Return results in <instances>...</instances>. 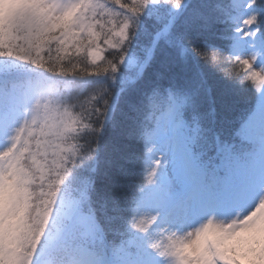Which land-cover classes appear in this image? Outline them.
Listing matches in <instances>:
<instances>
[{
	"label": "snow or ice",
	"instance_id": "snow-or-ice-1",
	"mask_svg": "<svg viewBox=\"0 0 264 264\" xmlns=\"http://www.w3.org/2000/svg\"><path fill=\"white\" fill-rule=\"evenodd\" d=\"M0 264H264V0H0Z\"/></svg>",
	"mask_w": 264,
	"mask_h": 264
},
{
	"label": "trees",
	"instance_id": "trees-1",
	"mask_svg": "<svg viewBox=\"0 0 264 264\" xmlns=\"http://www.w3.org/2000/svg\"><path fill=\"white\" fill-rule=\"evenodd\" d=\"M104 55L107 56V52H105Z\"/></svg>",
	"mask_w": 264,
	"mask_h": 264
},
{
	"label": "rangeland",
	"instance_id": "rangeland-1",
	"mask_svg": "<svg viewBox=\"0 0 264 264\" xmlns=\"http://www.w3.org/2000/svg\"><path fill=\"white\" fill-rule=\"evenodd\" d=\"M99 62V61H98Z\"/></svg>",
	"mask_w": 264,
	"mask_h": 264
}]
</instances>
